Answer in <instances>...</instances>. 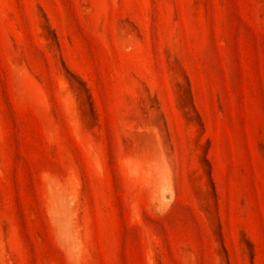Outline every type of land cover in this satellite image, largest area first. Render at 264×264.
Wrapping results in <instances>:
<instances>
[{
  "label": "rangeland",
  "instance_id": "rangeland-1",
  "mask_svg": "<svg viewBox=\"0 0 264 264\" xmlns=\"http://www.w3.org/2000/svg\"><path fill=\"white\" fill-rule=\"evenodd\" d=\"M0 264H264V0H0Z\"/></svg>",
  "mask_w": 264,
  "mask_h": 264
}]
</instances>
